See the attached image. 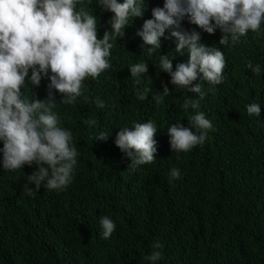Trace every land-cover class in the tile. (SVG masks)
I'll return each instance as SVG.
<instances>
[{
	"label": "trees",
	"instance_id": "trees-1",
	"mask_svg": "<svg viewBox=\"0 0 264 264\" xmlns=\"http://www.w3.org/2000/svg\"><path fill=\"white\" fill-rule=\"evenodd\" d=\"M164 0H146L143 16L134 17L125 36L113 41L112 67L98 79L88 78L75 104L59 102L61 127L72 131L80 155L73 183L64 190L41 187L27 197L23 186L35 163L10 172L0 167V264H148L154 242L162 247L158 264H264V33L249 32L236 45L221 46L226 54L225 80L200 100L213 123L202 145L187 153L171 152L167 127L178 120L188 125L182 108L186 96L156 66L159 55L173 51V66L188 60L162 38L155 54L136 35L152 8ZM97 16V38L109 30L113 15L95 3L83 5ZM182 27L187 28L186 19ZM201 42L208 37L201 31ZM174 43V38L171 39ZM147 61L143 85H136L129 66ZM47 78L30 86V96L45 99ZM163 84L170 95L164 97ZM150 87L145 100L137 91ZM158 97L159 101L154 98ZM105 102L99 109L95 101ZM260 103L259 117L245 114L243 103ZM154 120L159 127L156 161L128 168L131 160L115 145V134L134 122ZM93 121L95 123H93ZM100 131L107 140L95 139ZM2 147V143H0ZM172 168L180 179L169 180ZM110 216L117 227L101 237L99 220Z\"/></svg>",
	"mask_w": 264,
	"mask_h": 264
},
{
	"label": "clouds",
	"instance_id": "clouds-1",
	"mask_svg": "<svg viewBox=\"0 0 264 264\" xmlns=\"http://www.w3.org/2000/svg\"><path fill=\"white\" fill-rule=\"evenodd\" d=\"M93 0H0V167L15 172L24 165L37 166L26 176L23 186L27 197H34L41 187L64 190L74 181L80 155L73 141L72 131L61 127L56 111L59 93L61 104L73 105L83 94L88 78L98 79L112 67L113 41L125 36V28L134 17L143 16L146 0H95L104 10L113 13L101 38H97L98 19L83 5ZM186 19L187 31L182 27ZM203 31L207 45L201 42ZM249 32L264 33V0H164L163 6L152 8L151 18L144 20L136 35L147 46V52L160 53L162 38L170 40L175 53H188L186 63L173 66V51L159 55L160 71L170 76L175 88L197 94L186 96L182 108L191 113L188 125L172 123L167 127L171 152L187 153L202 145L212 121L200 110V100L225 80L226 54L221 46L236 45ZM175 40L174 43L171 39ZM246 68L260 76L263 65L249 61ZM136 85H143L148 64L140 60L129 66ZM47 78V96H30V86H39ZM162 96L170 95L163 84ZM150 87L137 91V98L145 100ZM159 101L158 97H154ZM95 105L105 108L97 99ZM244 113L260 116V103H243ZM93 123H95L93 121ZM154 120L134 122L121 127L115 134V145L130 158L128 166L135 169L156 161L158 130ZM107 132L100 131L97 140H107ZM179 168H172L169 180L180 179ZM101 237L111 238L116 230L115 221L108 215L99 220ZM154 242L145 257L148 264L163 259Z\"/></svg>",
	"mask_w": 264,
	"mask_h": 264
}]
</instances>
